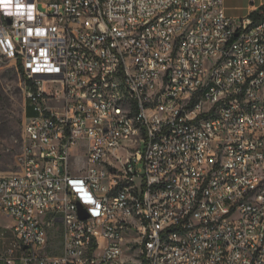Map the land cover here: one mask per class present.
I'll return each instance as SVG.
<instances>
[{
    "label": "built area",
    "instance_id": "2783aa9c",
    "mask_svg": "<svg viewBox=\"0 0 264 264\" xmlns=\"http://www.w3.org/2000/svg\"><path fill=\"white\" fill-rule=\"evenodd\" d=\"M0 56L34 112L21 171L0 174V264H264V17L0 0Z\"/></svg>",
    "mask_w": 264,
    "mask_h": 264
},
{
    "label": "rangeland",
    "instance_id": "374dc122",
    "mask_svg": "<svg viewBox=\"0 0 264 264\" xmlns=\"http://www.w3.org/2000/svg\"><path fill=\"white\" fill-rule=\"evenodd\" d=\"M40 5L47 0H38ZM26 81L19 72L17 64L0 56V174L11 175L22 169L24 152L23 128L27 117L28 100L26 97ZM76 155V153H74ZM73 155L71 164L81 165L79 159ZM12 219L0 213V254L9 252L14 245L13 234L10 229ZM51 232V250L61 253L63 240L56 229ZM13 258L19 256L16 249Z\"/></svg>",
    "mask_w": 264,
    "mask_h": 264
},
{
    "label": "crops",
    "instance_id": "0c3cea01",
    "mask_svg": "<svg viewBox=\"0 0 264 264\" xmlns=\"http://www.w3.org/2000/svg\"><path fill=\"white\" fill-rule=\"evenodd\" d=\"M262 5H264V0H224L226 13L228 14V16L235 19H239L249 15L251 12L257 10ZM56 230L61 233L62 238L61 223L57 224ZM62 252L57 254H62Z\"/></svg>",
    "mask_w": 264,
    "mask_h": 264
},
{
    "label": "trees",
    "instance_id": "16d2710c",
    "mask_svg": "<svg viewBox=\"0 0 264 264\" xmlns=\"http://www.w3.org/2000/svg\"><path fill=\"white\" fill-rule=\"evenodd\" d=\"M250 16L254 20H259V19L263 18L264 17V5H262L261 7H259L257 10L251 12L250 13ZM17 66H18L19 72L23 75L26 83L29 82V80L27 79V77L25 75V72H24V69H23L22 65L20 63H18ZM26 114H27V116H31V115L34 114V112L32 111L29 103H28V106H27Z\"/></svg>",
    "mask_w": 264,
    "mask_h": 264
},
{
    "label": "water",
    "instance_id": "95a60500",
    "mask_svg": "<svg viewBox=\"0 0 264 264\" xmlns=\"http://www.w3.org/2000/svg\"><path fill=\"white\" fill-rule=\"evenodd\" d=\"M79 214L80 217L84 219L89 217V215L86 213L85 209L82 206L79 207Z\"/></svg>",
    "mask_w": 264,
    "mask_h": 264
}]
</instances>
